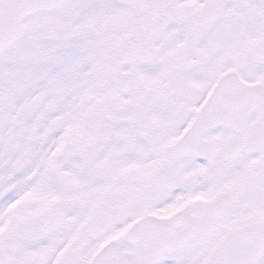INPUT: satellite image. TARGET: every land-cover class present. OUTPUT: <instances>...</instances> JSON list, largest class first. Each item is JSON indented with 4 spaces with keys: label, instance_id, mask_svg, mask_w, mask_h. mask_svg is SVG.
Segmentation results:
<instances>
[{
    "label": "snow or ice",
    "instance_id": "6c2138e0",
    "mask_svg": "<svg viewBox=\"0 0 264 264\" xmlns=\"http://www.w3.org/2000/svg\"><path fill=\"white\" fill-rule=\"evenodd\" d=\"M0 264H264V0H0Z\"/></svg>",
    "mask_w": 264,
    "mask_h": 264
}]
</instances>
